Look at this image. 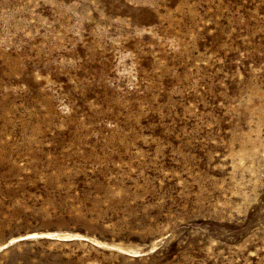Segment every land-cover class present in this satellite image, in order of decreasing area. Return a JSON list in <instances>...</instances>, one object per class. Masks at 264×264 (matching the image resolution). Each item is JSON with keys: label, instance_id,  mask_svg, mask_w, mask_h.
I'll return each instance as SVG.
<instances>
[{"label": "rangeland", "instance_id": "obj_1", "mask_svg": "<svg viewBox=\"0 0 264 264\" xmlns=\"http://www.w3.org/2000/svg\"><path fill=\"white\" fill-rule=\"evenodd\" d=\"M0 264H264V0H0Z\"/></svg>", "mask_w": 264, "mask_h": 264}, {"label": "bare ground", "instance_id": "obj_2", "mask_svg": "<svg viewBox=\"0 0 264 264\" xmlns=\"http://www.w3.org/2000/svg\"><path fill=\"white\" fill-rule=\"evenodd\" d=\"M39 234H35L34 236H38ZM44 236H48L50 234H43ZM57 237H71V235H56ZM15 240H12L11 242H14ZM11 244H14V243H11ZM121 248V247H120Z\"/></svg>", "mask_w": 264, "mask_h": 264}, {"label": "water", "instance_id": "obj_3", "mask_svg": "<svg viewBox=\"0 0 264 264\" xmlns=\"http://www.w3.org/2000/svg\"><path fill=\"white\" fill-rule=\"evenodd\" d=\"M10 245H12V244H10Z\"/></svg>", "mask_w": 264, "mask_h": 264}]
</instances>
